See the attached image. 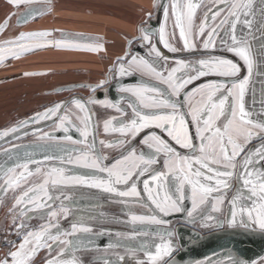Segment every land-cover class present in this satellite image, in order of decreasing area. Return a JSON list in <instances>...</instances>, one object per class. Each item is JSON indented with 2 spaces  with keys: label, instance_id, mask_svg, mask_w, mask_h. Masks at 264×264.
Segmentation results:
<instances>
[{
  "label": "flooded vegetation",
  "instance_id": "obj_1",
  "mask_svg": "<svg viewBox=\"0 0 264 264\" xmlns=\"http://www.w3.org/2000/svg\"><path fill=\"white\" fill-rule=\"evenodd\" d=\"M190 1L191 22L199 4H209L201 25L210 29L207 39L186 47L176 15L185 0H169L157 33H147L151 21L158 20L162 0H156L153 14L126 39L104 73L105 87L97 91H103L102 96L92 95L95 81L59 85L48 90L51 101L45 106L21 113L11 127H0L8 132L18 125L24 132L0 146V152L43 142L51 146L62 142L69 148L65 159H33L20 165L24 168L16 181L11 174L4 179V189L11 183L27 189L21 221L32 223L22 225V233L0 231V249L10 252L23 241V234L43 227L42 218L49 220L44 228L54 229H47L49 235L67 227L79 231L80 223L73 221L80 220L96 223L92 233L101 239L113 238L99 242L113 249L81 253L92 254L91 264L111 251L150 260L154 258L150 254L162 251L167 257L173 250L166 246L168 238L185 219L203 234L220 230L219 224H224L222 229L250 225L264 230L255 214L256 205L264 206V113H250L247 106L249 89L259 91L264 84L248 39L249 27L256 32L261 26L258 18L250 21L249 0ZM30 3L14 7L11 30L41 16L39 7ZM74 83L87 87L57 91ZM74 96L84 97L90 106L75 99L62 108ZM38 155L36 151L23 157ZM58 162L69 165L62 171L66 182H59ZM85 168L90 175L78 174ZM31 172L43 182H27ZM61 186L70 191L69 202H98L99 215L89 220L75 211L56 218L60 209L54 208V191ZM71 236L68 243L58 242L52 248L65 245L63 256L73 258L68 250L73 246ZM194 264L230 263H207L204 258Z\"/></svg>",
  "mask_w": 264,
  "mask_h": 264
},
{
  "label": "crops",
  "instance_id": "obj_2",
  "mask_svg": "<svg viewBox=\"0 0 264 264\" xmlns=\"http://www.w3.org/2000/svg\"><path fill=\"white\" fill-rule=\"evenodd\" d=\"M45 1L0 0V119L12 112L23 114L45 106L51 101L48 90L59 85L95 81L92 89V95H95L105 87L103 75L122 52L126 39L137 33L145 18L156 8V0ZM22 2H33L30 5L38 6L37 15L41 16L26 27L11 30L10 17L15 13L14 7ZM191 6V1L185 0L183 10L176 12L178 29L181 33L184 30L186 47L207 39L210 30L201 27L209 4H199L194 22L189 20L194 10ZM13 120L0 127L13 126ZM22 168L18 166L0 179V231L3 234L22 233L20 227L14 233L11 223L15 221L25 227L32 223L21 221L27 189L12 183L6 189L1 185L10 174L16 181ZM37 174L29 173L26 181L43 182ZM262 205H256L255 214L257 225L264 228ZM68 211L67 208L60 209L55 216L62 219ZM48 223L49 220L41 223L43 229L23 234V241L8 249L10 252L5 247L0 249V264H79L75 258L63 256L65 245L52 248L58 242L68 243L78 229L74 226L70 232L49 235L48 227L44 228ZM82 255L84 261L92 258L89 254ZM106 263V259H99L93 264Z\"/></svg>",
  "mask_w": 264,
  "mask_h": 264
},
{
  "label": "water",
  "instance_id": "obj_3",
  "mask_svg": "<svg viewBox=\"0 0 264 264\" xmlns=\"http://www.w3.org/2000/svg\"><path fill=\"white\" fill-rule=\"evenodd\" d=\"M168 2L169 0H162L158 13V20L151 21V26L146 28L147 33H157V26L159 22L163 21V18L168 11ZM247 11L249 12L250 21L252 20L255 22L256 18H258L259 27L261 26L260 30H257L256 32L254 28L252 29L249 27L248 39L249 46L251 48V56H253L254 59L256 58V64H258L256 69H262L264 75V25L262 28V23L264 22V0H249ZM79 87H87V84L74 83L60 87L57 89V91L73 90ZM97 93L94 95L95 98L97 96L100 97L103 95V91H99ZM75 99H81L82 101L86 102L87 105H89L87 99L84 97L74 96L66 100L62 108H65L66 105ZM247 106L250 110V113H256L260 110L264 113V84L263 86L261 85V89L259 91L256 90V92H253L251 91V88L249 89L247 95ZM17 127L18 125L12 127L8 132L0 130V146L10 143L23 135V129H18ZM260 144L258 143L257 145ZM36 151L39 153L38 157H23V155L35 153ZM68 151V145L62 142H59L57 146H51L49 143L44 142L12 146L7 150L0 152V179L21 164L32 161L33 159H40L43 161H46L49 158L65 159ZM68 166V164L63 162H58L56 164L55 167H57L59 173V182H66L67 178L62 174V171L63 168H67ZM85 173L86 175H90V173L87 171V168L83 170L80 169L78 172V174L81 175H84ZM54 192V208H67L69 210L68 215L77 211L76 213L84 214L90 220L92 217L98 216L99 212L101 211L102 206L97 204L98 202L93 203L88 201L85 204L82 202H80L81 204H75L73 201L69 202L68 200L70 198V191L65 186L59 187V189L55 190ZM46 212L47 210H44L43 214H46ZM55 215H57V213ZM42 220V223L48 221L44 218H42ZM73 222L80 223V228H82V230L73 233V237L71 236L73 246L68 248V250L71 251H69V256L75 258L78 262H81L83 259V255L81 253H83V251H94L99 248L113 249L110 247H105L104 245L102 247L99 245L100 241H108L109 239L113 238L103 236L101 239L98 234L92 233L93 227L96 226V223L92 221L80 220H74ZM223 227L224 224H219L218 229L220 230L203 234L199 231V228L196 226V224L191 222L190 219H185L183 225L178 227L177 233H175L173 237L168 238L167 244L165 242L167 247L170 246L173 248L167 257H165V254L162 251L156 254H150V257L154 256V258L152 257L153 260H150V258L139 257L142 255L135 256V254H130V252L116 253L111 251L101 254L103 255L101 260L106 259L107 263L109 264H147V261L149 263H153L156 259L157 261L162 260L160 264H194L205 258L207 259V263L223 260L224 262L230 264H254L264 256V230H257L250 227V225L245 228L222 229ZM83 228H86L87 230H83ZM49 230L52 231L54 229ZM71 230L72 229L67 227L64 230H59L58 233H63L65 231L70 232ZM84 243L86 244L84 245ZM87 252L84 255L88 254ZM79 253L81 255H79ZM91 255L92 254L88 256ZM97 260L99 259H94V262ZM85 263L91 264L90 259ZM154 264L156 263L154 262Z\"/></svg>",
  "mask_w": 264,
  "mask_h": 264
},
{
  "label": "rangeland",
  "instance_id": "obj_4",
  "mask_svg": "<svg viewBox=\"0 0 264 264\" xmlns=\"http://www.w3.org/2000/svg\"><path fill=\"white\" fill-rule=\"evenodd\" d=\"M47 1V0H46ZM45 1V2H46ZM61 95H59V97H60ZM45 112V111H44ZM20 115L21 114H17V113H12V114H10L9 116H7V117H5V118H1L0 119V125L2 124V123H6L7 121H9V120H11V119H13V118H16V117H20ZM10 127V126H9ZM10 129V128H9ZM11 225L12 226H14V233H16L17 231H18V229H19V227H20V229L22 230V223H19V222H14V223H11ZM13 233L11 232L10 233V235H12ZM257 264H264V259H262L260 262H258Z\"/></svg>",
  "mask_w": 264,
  "mask_h": 264
}]
</instances>
